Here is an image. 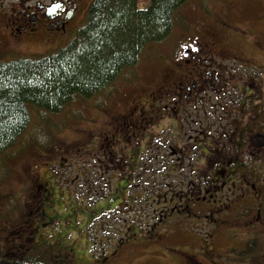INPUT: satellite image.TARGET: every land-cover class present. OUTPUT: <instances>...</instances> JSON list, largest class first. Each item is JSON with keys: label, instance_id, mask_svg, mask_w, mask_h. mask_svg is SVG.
Instances as JSON below:
<instances>
[{"label": "rangeland", "instance_id": "obj_1", "mask_svg": "<svg viewBox=\"0 0 264 264\" xmlns=\"http://www.w3.org/2000/svg\"><path fill=\"white\" fill-rule=\"evenodd\" d=\"M93 1L87 0L86 7ZM11 3L0 0V60L54 52L74 38L82 23L66 34H54L51 39H18L6 24ZM145 5V1L139 2L140 8ZM174 21L171 34L148 44L137 64L126 68L105 91L92 98L78 97L59 113L31 109L27 129L13 147L0 155V249L17 246L21 231V246H34L38 251H46L42 256H48L52 262L66 264H264V143L256 146L261 148L256 154L262 161L255 164L259 177L254 182L261 185L255 190L228 185L220 194L221 199L207 205L204 200L184 206L164 205L165 201L156 204L149 199L145 204L129 205L125 196L123 203L104 211L101 203H95L115 195L113 173L101 152L103 143L113 137L99 135L112 132L116 118L125 126L129 117L118 118V113L128 112L130 105L137 106L141 99L169 86L168 79L177 78L172 77L175 73L171 67L173 62L176 66L181 64L186 47L204 46L206 49L200 51L206 61L211 57L232 65L235 63L225 57L233 54L239 60H247L244 63H249L250 68L264 66V0H190L177 11ZM260 73L264 86L263 67ZM261 96L264 98V88ZM247 120L250 122L251 117ZM166 126L170 124L167 122ZM249 126L247 132L252 135L258 127L253 123ZM183 139L165 136V167L170 161L175 164L169 171L162 170L165 175L170 174L165 184L178 183L181 171L166 145L179 146ZM139 141L141 147L146 143L145 139ZM180 148L183 150L182 145ZM185 154L183 172L188 176L190 153ZM120 155L124 156L125 166L129 159L123 153ZM256 159L246 155V168L257 163ZM158 168H152L155 183L162 180ZM31 171L38 178L36 182L29 178ZM45 177L54 178L58 190L64 193L58 196L59 204L55 206L54 200L51 203L59 216L51 221L48 216L45 222L49 225L40 221L36 208L41 202L37 200L39 184ZM196 183L199 191V178ZM179 187L185 192L190 190L186 183L176 190ZM139 190L140 186H136L128 193ZM27 207L32 209L30 219L26 216ZM31 234L37 235L38 242Z\"/></svg>", "mask_w": 264, "mask_h": 264}, {"label": "flooded vegetation", "instance_id": "obj_2", "mask_svg": "<svg viewBox=\"0 0 264 264\" xmlns=\"http://www.w3.org/2000/svg\"><path fill=\"white\" fill-rule=\"evenodd\" d=\"M11 2L5 16L6 24L12 27L13 36L18 39H51L56 33L66 34L73 26L84 21L88 10L87 0H11ZM201 49L206 48L202 45L186 47L184 56L180 58L181 64L178 59L177 65H180L176 66L173 62L171 67L175 73L172 77L177 78L168 79L169 86L164 85L159 93L141 99L136 103L137 106L130 105L128 112L118 113L116 115H120L118 118L129 117V120L124 121L127 122L125 126H122L123 121L116 118L112 132L99 135L113 137L108 144L103 143L104 148L101 149L113 173L115 190V195L108 196L110 197L108 201L102 198L95 202L98 205L101 203L100 208L104 211L123 203L125 196L129 198L127 202L129 205L145 204L144 201L147 199L154 200L156 204L165 201L164 205L172 203L184 206L195 205L204 200L207 202L204 205H207L213 204V200L217 202L221 199L220 194L225 192L224 188L228 185L248 186L250 190L261 187L260 182H254V179L259 177L255 164L262 161L261 156L259 158L256 154L261 148L256 147L253 141L255 136H264V98L261 96L264 86L260 73L261 67L264 66L250 68L249 63H244L247 60L243 58L239 60L233 54H227L225 57L226 61L235 63L232 65H226L211 57L206 61L203 60ZM248 116L251 117L250 122L247 120ZM167 122L170 124L169 127L166 126ZM250 123L258 127L252 135L247 132ZM165 136H171L172 140L184 138L183 144L179 142V146L170 143L166 145L170 154H174L170 156L180 164L182 172L186 165L185 153H190L189 175L185 176L184 172V175H181L179 170L178 183L169 181L165 184V179L170 177L169 172L165 175V171H169V168L172 169L175 165L170 161L165 167V141L168 139L167 137L165 140ZM154 138H157L156 141H153ZM139 139L146 140L144 146H140ZM180 145L183 146V150H180ZM121 153L127 155L129 159L125 166L122 164ZM249 154L257 157L255 160L257 163L252 162L253 166L247 169L248 161L245 160V156ZM154 165L155 168L159 167L158 173L167 168L161 173L162 180L157 183L152 169ZM102 170H105L104 167ZM202 173L205 175L204 179ZM28 175L34 182L38 179L33 171ZM197 178L200 179L199 191H196ZM53 180L54 178L46 180L45 177L39 184L37 200L41 202L36 208L40 211L38 212L40 221H44L45 225H49L45 222L48 216L51 217L50 221L58 218L59 214L57 216V213L53 212L51 203L54 200L56 206L61 201L57 203L58 196H64ZM185 183L190 190L185 192L180 187L176 190ZM136 186H140L138 192L128 193L130 188ZM148 188L150 192H147ZM171 188L174 191H171ZM31 210L26 213L27 217ZM53 216L57 217L52 218ZM28 218L27 221L30 219ZM20 233L21 241H18L17 246L0 249V261H3V264H66L63 261L52 262L51 259H47L48 256L45 261L37 260L42 251L36 250L33 246L34 251L27 252L25 245H20L23 243V234ZM31 235L33 240H36L37 235Z\"/></svg>", "mask_w": 264, "mask_h": 264}, {"label": "trees", "instance_id": "obj_3", "mask_svg": "<svg viewBox=\"0 0 264 264\" xmlns=\"http://www.w3.org/2000/svg\"><path fill=\"white\" fill-rule=\"evenodd\" d=\"M140 1L145 7H139ZM188 1L94 0L66 45L0 60V155L27 129L31 109L59 113L76 98H92L109 88L137 64L148 44L171 34L177 11Z\"/></svg>", "mask_w": 264, "mask_h": 264}, {"label": "water", "instance_id": "obj_4", "mask_svg": "<svg viewBox=\"0 0 264 264\" xmlns=\"http://www.w3.org/2000/svg\"><path fill=\"white\" fill-rule=\"evenodd\" d=\"M263 136H255L254 137V144L257 146H260L264 143V140L262 139Z\"/></svg>", "mask_w": 264, "mask_h": 264}, {"label": "bare ground", "instance_id": "obj_5", "mask_svg": "<svg viewBox=\"0 0 264 264\" xmlns=\"http://www.w3.org/2000/svg\"><path fill=\"white\" fill-rule=\"evenodd\" d=\"M118 79V78H117Z\"/></svg>", "mask_w": 264, "mask_h": 264}]
</instances>
